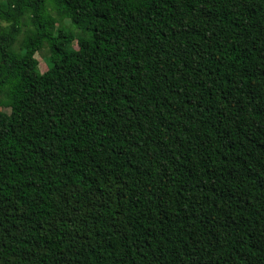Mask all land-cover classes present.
I'll list each match as a JSON object with an SVG mask.
<instances>
[{"label":"trees","instance_id":"16d2710c","mask_svg":"<svg viewBox=\"0 0 264 264\" xmlns=\"http://www.w3.org/2000/svg\"><path fill=\"white\" fill-rule=\"evenodd\" d=\"M0 264H264V0H0Z\"/></svg>","mask_w":264,"mask_h":264},{"label":"rangeland","instance_id":"374dc122","mask_svg":"<svg viewBox=\"0 0 264 264\" xmlns=\"http://www.w3.org/2000/svg\"><path fill=\"white\" fill-rule=\"evenodd\" d=\"M69 21L66 20L64 22V26L65 28L72 32L73 34H77L78 31L72 27L71 25H69ZM21 39V38H20ZM69 47L71 48H77V41L76 40H71L70 41V44H69ZM47 53H48V48L47 46L44 47V49L38 54L36 55V59H38V62H39V69H40V72L44 73L48 70V67H47V63H46V56H47ZM2 110V114L5 115V116H8L10 114V109L9 108H1Z\"/></svg>","mask_w":264,"mask_h":264}]
</instances>
